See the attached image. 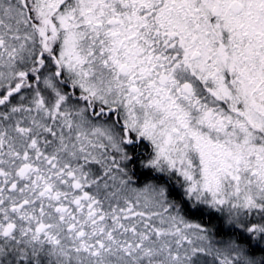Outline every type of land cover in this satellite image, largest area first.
I'll return each instance as SVG.
<instances>
[{
	"label": "snow or ice",
	"instance_id": "1",
	"mask_svg": "<svg viewBox=\"0 0 264 264\" xmlns=\"http://www.w3.org/2000/svg\"><path fill=\"white\" fill-rule=\"evenodd\" d=\"M0 264H264V0H0Z\"/></svg>",
	"mask_w": 264,
	"mask_h": 264
}]
</instances>
